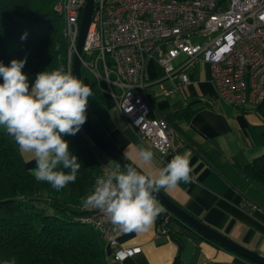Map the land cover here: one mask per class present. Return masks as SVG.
<instances>
[{"label": "built area", "instance_id": "obj_1", "mask_svg": "<svg viewBox=\"0 0 264 264\" xmlns=\"http://www.w3.org/2000/svg\"><path fill=\"white\" fill-rule=\"evenodd\" d=\"M86 0H60L55 9L65 19L72 70ZM203 40L198 41L197 38ZM156 59L165 78H177L173 93L191 82L187 68L197 63L211 67L212 81L222 99L236 107H257L264 102V0H96L82 53L83 72L109 93L125 122L161 160L173 150L175 129L153 108L146 88V69ZM99 174L113 168L98 156ZM157 200V199H156ZM156 218V236L171 233L172 213ZM252 212L259 206L243 201ZM74 220L96 229L116 261L140 252L125 248V234L98 209L81 206Z\"/></svg>", "mask_w": 264, "mask_h": 264}, {"label": "crops", "instance_id": "obj_2", "mask_svg": "<svg viewBox=\"0 0 264 264\" xmlns=\"http://www.w3.org/2000/svg\"><path fill=\"white\" fill-rule=\"evenodd\" d=\"M187 71L191 82L173 93H165L174 87L177 78H165L161 65L154 58L147 65L146 92L153 108L164 118L172 117L171 122L178 130L173 150L163 160L150 144L141 140L139 132L125 122L111 95L98 87L93 75L84 71L83 81L92 89L88 113L98 131L144 175H158L159 169L174 155L190 152L191 182H181L172 191L163 188L160 191L198 220L264 256V208L250 213L243 210L242 194L211 162L217 158L222 162L247 165L261 155L264 151V119L255 107H236L222 99L212 81L209 64L197 63ZM183 111L185 115L189 114V121L176 115ZM0 132L5 133L2 128ZM8 137L23 157L27 169L35 168L30 155L21 153L14 139ZM93 146L97 155L113 168L119 165L94 142ZM141 147L154 153L150 165L141 163L138 155ZM119 168L126 171L121 165ZM172 215L176 219L171 221V233L167 235L156 236L158 221L155 220L146 231L119 236L120 246L140 247V252L123 261L110 257L109 264H249L244 256L232 254L207 240ZM114 249L109 247L110 256Z\"/></svg>", "mask_w": 264, "mask_h": 264}, {"label": "trees", "instance_id": "obj_3", "mask_svg": "<svg viewBox=\"0 0 264 264\" xmlns=\"http://www.w3.org/2000/svg\"><path fill=\"white\" fill-rule=\"evenodd\" d=\"M59 1L0 0V63L9 66L13 59L26 58L22 71L30 84L39 72L70 68L65 19L55 9ZM255 108L264 119V102ZM184 111L176 115L189 121ZM166 119L177 137L172 117ZM63 139L81 168L74 183L56 191L35 179L16 146L0 132V264H109V247L102 235L74 220L82 213V198L94 190L99 174L93 141L83 126L76 135H64ZM262 143L264 147V132ZM211 162L242 194L243 201L264 208V151L247 165L217 158ZM173 219L176 217L172 215Z\"/></svg>", "mask_w": 264, "mask_h": 264}, {"label": "clouds", "instance_id": "obj_4", "mask_svg": "<svg viewBox=\"0 0 264 264\" xmlns=\"http://www.w3.org/2000/svg\"><path fill=\"white\" fill-rule=\"evenodd\" d=\"M25 64L26 58L13 59L9 66L0 63V128L35 161L29 170L35 179L59 191L76 181L81 168L63 136L76 135L86 122L92 89L63 66L39 72L30 84L22 71ZM138 155L142 164L153 161L149 149L139 148ZM190 158V152L174 155L158 175L141 174L135 167L122 172L117 165L97 178L82 205L98 209L124 233L146 231L164 211L154 193L191 182Z\"/></svg>", "mask_w": 264, "mask_h": 264}, {"label": "water", "instance_id": "obj_5", "mask_svg": "<svg viewBox=\"0 0 264 264\" xmlns=\"http://www.w3.org/2000/svg\"><path fill=\"white\" fill-rule=\"evenodd\" d=\"M95 2L96 0H86L83 14L81 18V26H80V33L78 37L76 52L73 56V63H72V72L75 76L83 81V69H82V53L83 47L85 45V41L87 38V34L91 25L92 17L94 14L95 9ZM87 120L84 123L83 129L90 137V139L106 154H108L113 160H115L119 165H121L125 170L127 167H135L137 168L132 162H130L121 152H119L96 128L94 125L88 110L86 111ZM137 170L141 172L138 168ZM141 174H143L141 172ZM155 198L162 204L164 207L169 210L171 213L176 215L180 220H182L186 225L190 228L194 229L198 233L202 234L203 236H207L214 241H216L220 246L226 247L233 252L244 256L250 259L253 262L258 264H264V256L259 254L258 252L252 251L241 244L237 243L233 239L229 238L228 236L222 234L221 232L213 229L212 227L208 226L207 224L203 223L202 221L198 220L169 198H167L160 190L157 193H154Z\"/></svg>", "mask_w": 264, "mask_h": 264}, {"label": "rangeland", "instance_id": "obj_6", "mask_svg": "<svg viewBox=\"0 0 264 264\" xmlns=\"http://www.w3.org/2000/svg\"><path fill=\"white\" fill-rule=\"evenodd\" d=\"M197 40H198V41H201V40H203V38H202V37H199V38H197Z\"/></svg>", "mask_w": 264, "mask_h": 264}]
</instances>
